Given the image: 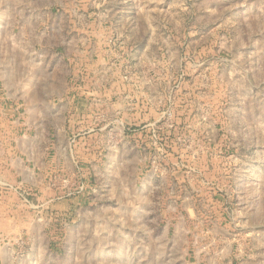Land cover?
Returning a JSON list of instances; mask_svg holds the SVG:
<instances>
[{
	"label": "rangeland",
	"instance_id": "rangeland-1",
	"mask_svg": "<svg viewBox=\"0 0 264 264\" xmlns=\"http://www.w3.org/2000/svg\"><path fill=\"white\" fill-rule=\"evenodd\" d=\"M0 264H264V0H0Z\"/></svg>",
	"mask_w": 264,
	"mask_h": 264
}]
</instances>
